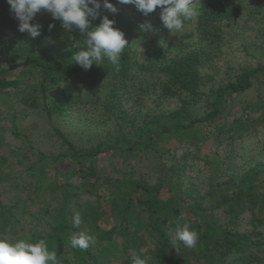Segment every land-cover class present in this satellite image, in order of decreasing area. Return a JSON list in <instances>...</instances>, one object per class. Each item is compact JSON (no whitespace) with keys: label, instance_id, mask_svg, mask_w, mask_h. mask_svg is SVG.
Segmentation results:
<instances>
[{"label":"trees","instance_id":"16d2710c","mask_svg":"<svg viewBox=\"0 0 264 264\" xmlns=\"http://www.w3.org/2000/svg\"><path fill=\"white\" fill-rule=\"evenodd\" d=\"M100 2L90 26L107 16L128 44L118 66L105 57L101 65L84 70L72 56L83 47L86 33L64 29L49 13L33 38L16 29L7 0H0V95H13L26 112L45 116L67 145L66 151L49 154L36 153L28 144L17 156L25 170L15 186L29 193V204L7 206L0 200V234L30 242L44 239L60 264H132L133 254L147 264L264 263V163L258 156L245 158L252 146L244 153L232 148L256 122L248 109L260 113L257 123L264 124V99L241 107L238 115L230 110L237 95L256 80L264 81V63L228 65V76L219 81L205 71L234 26L264 41V0H204L196 37L189 34L192 41L178 44L161 43L141 29L161 21L159 7L145 16L132 4L110 0L118 10L111 13ZM5 28L16 30L15 35ZM51 39L59 50L43 46ZM170 101L177 105L167 110ZM88 103L109 130L83 147L54 122ZM172 139L180 145L165 147ZM228 139L225 155L216 149L200 159L210 141L224 144ZM103 155L114 156L111 168L96 165ZM9 160L0 157L2 164ZM4 173L0 166V180ZM76 211L79 228L72 224ZM181 216L199 233L195 248L175 249L169 242ZM80 231L95 237L86 250L70 246V236Z\"/></svg>","mask_w":264,"mask_h":264},{"label":"rangeland","instance_id":"374dc122","mask_svg":"<svg viewBox=\"0 0 264 264\" xmlns=\"http://www.w3.org/2000/svg\"><path fill=\"white\" fill-rule=\"evenodd\" d=\"M204 0H192V5L200 9V3ZM8 13L11 18H14V25L18 29L19 21L15 18L14 13L10 11L8 5ZM1 9V8H0ZM49 14L46 10H41L35 16L33 21L30 23L42 24L46 20V16ZM161 15V12H160ZM198 18L193 21L186 22L182 32L171 33L170 30L164 27L162 20L152 26L150 29H145V33L151 37L156 38L161 43H174L192 41L189 34L196 37V25ZM12 36L15 35L16 30L12 28H5ZM28 36H31L26 31ZM226 41L223 46V51L218 57H215L211 62L212 67H208L205 71L207 74H214L215 79L218 81L226 78L228 65L239 68L242 66L256 65L258 62L264 63V41L262 38L251 34L250 31L241 32L238 28H231L230 32L226 36ZM45 47H56L59 50L58 42L54 39L47 40L43 43ZM144 59V52L139 50V60ZM18 71L15 72L14 76H19ZM77 85V81L73 82L72 85ZM86 99V97L84 96ZM264 99V81L258 79L255 81L253 87L243 94L236 96L235 100L230 105V110L233 113L240 114L241 107L247 104H253ZM177 103L170 101L165 104L167 110L175 108ZM131 107V106H129ZM150 104L148 105V108ZM250 116L256 118V122L252 124L251 133L246 135L242 139H235V144L232 148H235V153H244L247 146H252L254 151L252 154L246 155V159L249 157H259L264 163V124L257 123L259 121L260 113H255L250 109L247 110ZM233 116H230L231 120ZM55 125L59 126L61 130L66 133L77 145L87 147L95 144L99 140L106 137L109 125L103 123L100 120L99 113L94 108V104L88 103L87 106L79 104L75 106L69 114L54 122ZM256 126V127H255ZM210 127H207V130ZM28 137L29 141H25V137ZM223 139L226 137H222ZM230 140H226L224 144H219L218 141H210L208 145L202 148L200 159L202 160L210 151L219 149L220 155L227 153L228 143ZM31 144L34 152L43 151L49 154H58L67 150V145L57 137L51 124L48 122L45 116L34 110L26 112L24 106L14 97L0 95V157H9V163L2 164L0 166L4 169L2 176L3 180H0V200L4 205L11 206L16 202L25 201L29 204V193L22 190L20 187L15 186L18 181L19 173L25 170V165H20L17 162V156L27 151L26 145ZM165 147L177 148L180 143L176 139L170 140ZM163 145V146H164ZM182 149L178 150L181 153ZM34 157V156H32ZM36 158V157H35ZM200 160V161H201ZM236 161V160H235ZM116 162L114 156L103 155L99 158L97 166L101 168H111ZM136 159H132V163H136ZM204 169L205 164H202ZM195 169V167L193 168ZM11 171L12 175L7 178L8 172ZM5 179V180H4ZM262 191H264V184H262ZM44 201V199H43ZM40 204V203H39ZM250 214L246 216L243 227L247 229L249 226ZM264 228V226H263ZM260 264V263H254ZM264 264V263H261Z\"/></svg>","mask_w":264,"mask_h":264},{"label":"clouds","instance_id":"9594fccd","mask_svg":"<svg viewBox=\"0 0 264 264\" xmlns=\"http://www.w3.org/2000/svg\"><path fill=\"white\" fill-rule=\"evenodd\" d=\"M120 4H132L145 16L161 9V20L165 28L171 33L182 32L186 22L193 21L200 16V10L192 5V0H118ZM10 11L19 21L18 30L28 31L35 38L40 35L38 23L33 21L37 13L42 9L51 13L53 19L61 21L66 30L78 29L86 33L83 47L74 52L72 60L84 70H89L93 64L101 65L104 58L119 64L121 54L126 48L128 41L124 33L115 28V21L104 16L101 23L96 27L90 26V19L95 20L98 9L101 7L100 0H7ZM92 5V7H89ZM103 7L111 13H116L117 8L110 0H103ZM53 25H49V28ZM141 29H150L151 24L140 26ZM162 42V41H161ZM181 216L175 222V228L169 232L170 243L176 249L183 247L195 248L199 241V233L192 229L187 222L182 223ZM82 223L79 211L74 212L72 224L79 228ZM70 246L73 249L86 250L95 243V237L83 231L73 232L70 236ZM132 264H147L145 258L133 254ZM0 264H60L56 251L49 250L44 239L30 242L22 238H11L6 234H0Z\"/></svg>","mask_w":264,"mask_h":264}]
</instances>
